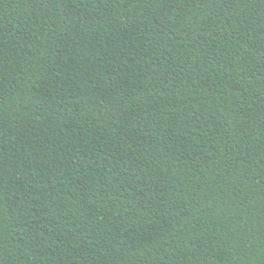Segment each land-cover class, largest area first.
Listing matches in <instances>:
<instances>
[{
    "label": "trees",
    "instance_id": "16d2710c",
    "mask_svg": "<svg viewBox=\"0 0 264 264\" xmlns=\"http://www.w3.org/2000/svg\"><path fill=\"white\" fill-rule=\"evenodd\" d=\"M0 264H264V0H0Z\"/></svg>",
    "mask_w": 264,
    "mask_h": 264
}]
</instances>
